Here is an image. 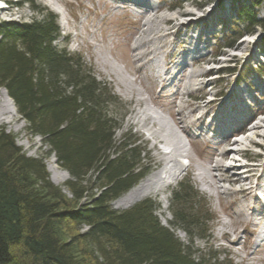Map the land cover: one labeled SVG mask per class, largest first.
<instances>
[{
    "label": "rangeland",
    "instance_id": "obj_1",
    "mask_svg": "<svg viewBox=\"0 0 264 264\" xmlns=\"http://www.w3.org/2000/svg\"><path fill=\"white\" fill-rule=\"evenodd\" d=\"M33 1L36 7L57 17L59 37L53 42L55 47L65 48L81 58L95 79L104 83L118 99L110 109L120 126L114 137L121 143L124 133L129 132L125 140H137L144 149L145 166H150V172L143 179L166 164L164 153L170 149L183 166L181 173L158 195H147L126 208L119 207L117 199L111 208L124 211L150 199L159 206L156 212L159 223L169 227L173 218L167 191L187 178L201 197L198 217L212 218L207 231L205 227L191 229L196 254L205 260L209 256L217 257L216 263L220 264H264V243L261 242L264 204L256 198V195L264 197V140L251 136L248 131L252 124L264 121V67L261 65L264 32L256 30L252 36L238 37L235 15L239 9L250 7L253 0H243L245 5L235 8L231 7V0H132L144 6H135L128 0ZM16 3L20 6H13ZM148 4L158 7L154 17L147 12ZM255 11L259 18L264 17V4ZM39 17L24 0H0V21L28 22ZM152 18L151 28L158 25V32L145 31L144 23ZM165 34V38L155 43L160 48L158 53L149 54L152 44L148 39ZM227 43L233 48L224 49ZM198 50L199 55L206 56L194 55ZM156 63L160 68L167 66L171 70L173 84L164 90L155 77ZM184 63L189 67L181 78L176 73ZM198 70L207 74L187 79L189 72ZM212 99L215 101L210 102ZM146 107L162 116V128L149 120L141 121ZM25 125L16 112L11 123H1L0 129L16 138V145L26 156L43 157L46 149L41 137L28 135ZM154 130L157 133L151 135ZM238 133L242 137L234 144L233 135ZM259 135L264 136L263 128ZM178 142L184 146L182 150L189 160L177 148ZM229 149H239L231 158L242 155L249 162L246 167L241 160L235 162L239 166L229 169V175L250 176L249 180L237 184L210 178L221 173L216 171L205 172L200 179L205 169L220 164L219 153ZM52 159L55 160L50 155L43 157L49 180L54 186L62 187L70 177L63 184L53 183L49 171ZM235 163L229 160L221 164L229 167ZM56 167L67 173L57 164ZM256 185L253 195L243 197L238 193L240 189ZM225 233L229 234L227 240ZM175 235L181 243L188 244L189 234L178 229ZM232 241L235 244H230Z\"/></svg>",
    "mask_w": 264,
    "mask_h": 264
},
{
    "label": "trees",
    "instance_id": "obj_2",
    "mask_svg": "<svg viewBox=\"0 0 264 264\" xmlns=\"http://www.w3.org/2000/svg\"><path fill=\"white\" fill-rule=\"evenodd\" d=\"M24 1L40 17L0 21V88L27 134L41 137L43 157L53 156L70 178L54 186L43 157L26 156L0 129V264H220L193 250L191 229L205 231L212 218L198 217L201 197L187 178L168 190L169 227L150 199L111 208L150 172L144 149L125 140L129 132L116 142L120 126L110 109L118 99L81 58L55 47L57 17ZM263 3L236 11L238 37L264 32V17L254 10ZM178 229L189 234L188 244L176 237Z\"/></svg>",
    "mask_w": 264,
    "mask_h": 264
},
{
    "label": "bare ground",
    "instance_id": "obj_3",
    "mask_svg": "<svg viewBox=\"0 0 264 264\" xmlns=\"http://www.w3.org/2000/svg\"><path fill=\"white\" fill-rule=\"evenodd\" d=\"M234 1H236V0H233V2H231V3H233L236 7H240V6L242 7L243 4H241V2L243 0H240L241 2H234ZM117 8L123 9L124 7L118 6ZM157 8H158L157 5L150 4L149 8L147 9L148 10L147 12L154 17V13H156ZM55 9L60 12V9L58 7L55 6ZM256 10H257V8H256ZM182 15L185 16L186 13L185 14L183 13ZM257 18H259L258 15H257ZM153 23H154L153 18L147 20L144 23V27L147 26V28L145 29L146 32H150V30H152L153 32L159 31L158 25L156 27L151 28V25ZM179 25L180 24H178V26ZM166 36L167 35L165 34V35H161V37H158V38L155 37V38L148 39L150 41V43L152 44V47H151L149 54L156 55L158 53L160 48L158 46H156L155 43H158L159 40L165 38ZM141 44L142 43H140L139 46ZM204 56H206V54L202 53L201 55H199V58H202ZM196 58H198V57H196ZM186 67H189V66L187 64H184L183 66H181L180 69L177 71L176 75L177 76L181 75V78H182L185 74L184 72H185ZM202 72H203V70L191 71V72H189L187 79H190L193 77H199V76H203L204 74H207V73H204V72L202 73ZM170 73H171V70H168L167 66L165 68H163V67L160 68V66L156 63V65H155V77L159 78L157 83L161 86L162 90H164L168 85L170 86L171 84H173V79H171ZM130 88L131 87L128 86V89H130ZM146 111H147L146 113L145 112L143 113L145 117L142 118L141 121L145 122L146 120H149L151 124L158 125L160 128H162L161 123L164 121L162 116L160 114H158L156 111L150 109L149 107H146ZM15 115H16V110H15V106H14L12 100L7 95L5 90L0 89V124L1 123L10 124L11 121L15 118ZM261 128L264 129V121L263 120H259V122L252 124V126L249 128L248 131L251 133V136L258 137V138L264 140V136L259 135V130ZM156 133L157 132H155V130H154L151 132V135H155ZM237 143L238 142H234V144H237ZM249 143L253 144V142H251V141H249ZM254 144H255V142H254ZM260 146H262V145L260 144ZM170 147L171 146H169V148ZM177 148L179 150L181 149V151L184 154L183 156L189 160V156L187 155L185 150H182L184 148V146L179 144V146ZM174 150H175V147H174ZM238 151H239V149L238 150L229 149V150H225V151H222L221 153H219V157L221 160L220 164H216L214 167H212L210 169H207V170L205 169L204 172H202L201 177H199V178L201 179L202 177H204L206 175L205 172L208 173L211 171H216V172H221V173L215 177H213V176L210 177V173H209V177L210 178H216V179H219L220 181L227 182V183H237V184L238 183H240V184L246 183L249 180L250 176L240 177L236 173L229 175V169H234L237 166H239L235 163L237 161L230 157L231 155H233V153H237ZM173 152H174L173 149H170L169 152H165L164 154L166 156V164L159 171H156V172L149 174L145 179H143L137 185H135L132 189H130L129 192H127L125 195L121 196L116 201V204L119 207L126 208V207L133 205L135 202H137L138 200L142 199L143 197H145L147 195H151V194L158 195L162 191V189L166 185H168L170 183V181H172L174 178H176V176L179 173H181V171L183 170V166L179 165V162L177 161ZM215 152H218V150H215ZM229 160H230V162L235 163V164H233L229 167L221 164V163L229 161ZM49 171L51 172V181L55 184H63L68 179L67 173L57 170L55 160H53V159L50 162ZM206 184L211 185V183H209V182H207ZM256 188H257V185L256 186H248L246 188L240 189L238 193L241 194L243 197H248L251 194L253 195V192L255 191ZM255 200H256V198H255ZM254 202L255 201L253 200L252 203H254ZM224 236H225L224 238L226 240L229 238V234H227V233H225ZM232 243L235 244V241H232L230 244H232Z\"/></svg>",
    "mask_w": 264,
    "mask_h": 264
}]
</instances>
